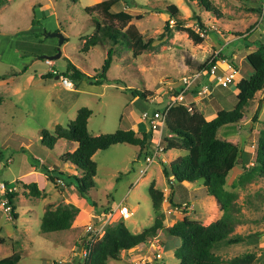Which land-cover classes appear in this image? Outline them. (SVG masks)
Returning <instances> with one entry per match:
<instances>
[{
	"label": "rangeland",
	"instance_id": "374dc122",
	"mask_svg": "<svg viewBox=\"0 0 264 264\" xmlns=\"http://www.w3.org/2000/svg\"><path fill=\"white\" fill-rule=\"evenodd\" d=\"M101 1L104 0H7L0 7V75L18 72L28 66L24 73L14 79L0 80V96L5 98L0 104V181L7 183L8 187L13 186V192H18L15 202L18 214L16 222L4 212L1 205L4 196L0 190V237L6 239L4 244H0V256L19 253L21 260L18 264H52L55 258L63 260L72 254L67 241L52 246L55 240L51 236L61 233L47 234L41 231L43 201L29 197L23 187L25 181L34 178L28 172L35 157L65 172L64 176L55 175L52 180L54 185L50 190V201L54 203H64L61 192L70 191L69 187L64 189L65 185L57 178L61 176L64 181L66 179L75 185L74 176L79 175L71 164L62 162L65 152L62 142H58L53 150L42 145L41 129L53 131L57 121L67 124L70 117L73 119V114L77 116L80 107H88L93 112L88 124L91 134H107L127 128L132 118L141 119L144 109L161 110L172 103L181 78L199 70L218 51L222 57L231 58L237 64L239 80L248 78L253 69L247 61V55L257 47H247L245 36L264 42V0H209L218 9L219 15L206 10L199 0H189L209 29L208 33L201 35L203 40L199 43L186 30L177 29L175 19H171L167 12L168 5H177L179 18L185 20V27L190 26L193 24V9L186 0H119L111 11L124 10L133 14L134 18L127 24L110 20L101 9L94 7ZM138 15H142V18H137ZM33 21L39 24L33 26ZM95 21L112 24L124 31L133 26L146 40L152 41L151 47L138 50L121 40L115 46L114 62L107 73L110 81L104 84L86 81L80 82L78 86L75 84V89L79 87L84 90L80 94L77 90H67L60 76L64 75L69 61L86 74L97 75L111 42L106 41L104 45L84 50L85 42L96 32ZM166 21L170 22V31L164 33ZM45 30L47 33L59 31L65 37L60 47L61 57L51 62L42 56L56 54L59 39L47 36ZM48 73H52L50 78H43ZM129 88L146 93V98L134 95L127 90ZM218 90L235 93L236 83ZM230 97L223 103L213 104L212 112L205 113L207 105L199 108L195 104L194 108L209 116L216 110L233 108L234 99ZM207 101L209 96L202 102ZM263 127L264 89L256 93L244 118L236 124L221 127L218 136L242 147L247 152L246 167H249L255 163L257 138ZM176 152L180 155L184 153L173 151L163 156L170 159L178 155ZM137 157L136 148L128 144L99 150L93 156L97 164L96 188L89 202H96L99 209L107 206V202L113 206L122 202L133 212L136 210L128 220L115 214L109 225L124 221L132 232L137 233L153 224L156 214L148 191L150 180H156L157 188H165L161 218L166 226H172L184 216L205 225L222 217L220 204L217 202L218 206L212 205L214 198L205 193L206 188L201 186V182L204 184L202 180L194 183L190 190L177 185L174 187L175 194L171 195L173 189L163 174L161 159L154 161L144 177L140 178V169L146 168L147 162L145 156ZM166 161L163 162L169 163ZM39 171L42 172V169ZM243 171L240 164L235 166L228 176V188L238 194L232 215L238 222L236 233L244 235L245 240L216 248V253L225 259L245 252L264 255V173L258 172L244 186H238L236 176ZM21 175L24 177L17 180ZM43 175L37 177L40 185L45 186L47 181L51 186V181ZM138 179L141 180L137 182ZM185 185L190 187V184ZM194 191L198 194L195 200ZM190 200L194 201L195 208H191ZM32 208L38 209L39 217L36 216L35 221L27 224L24 220L29 219L28 210ZM96 221L94 218L90 222ZM91 223L81 224L78 238L85 235V229ZM257 233L263 234L253 236ZM76 242L74 244H78ZM179 244V240L169 237L166 232H159L149 240L148 245L130 250V259L124 252L121 260H110L109 263L179 264L174 254ZM77 257H80L78 253L71 262L63 261L75 264ZM256 264H264V259Z\"/></svg>",
	"mask_w": 264,
	"mask_h": 264
},
{
	"label": "trees",
	"instance_id": "16d2710c",
	"mask_svg": "<svg viewBox=\"0 0 264 264\" xmlns=\"http://www.w3.org/2000/svg\"><path fill=\"white\" fill-rule=\"evenodd\" d=\"M7 0H0V7ZM77 2L78 0H73ZM203 7L214 14H220L218 9L209 0H199ZM119 0H104L97 3L94 7L101 9L110 20H119L123 24L129 23L134 15L121 10L113 13L111 9ZM170 18L176 21V28L186 30L190 37L197 43L203 40L200 33L193 28L197 25L202 32L208 33L199 15L192 17L193 24L184 26V19H180L178 14L179 7L175 4L167 6ZM137 18H142L138 15ZM96 22V32L85 42L84 50L88 51L91 47L104 45L106 41L111 42L107 50V57L98 71L97 75L90 76L81 71L75 64L69 61L67 70L63 73L70 77L76 85L86 81L91 84H104L109 82L108 71L114 62L116 54L115 46L121 40L127 41L138 50H145L151 47V40H146L141 32L131 26L124 31L112 24H101ZM38 21H33L32 25H38ZM170 31V22L166 21L164 33ZM47 35V31L45 30ZM48 36V35H47ZM246 46H256L257 49L247 55V61L253 69V73L248 78H241L236 83L238 94L233 108L220 109L215 118L208 120L199 110L181 103L173 104L166 118L165 151L172 149L185 150L186 154L176 158L169 164L161 161L164 176L169 185L174 189L177 185L184 182L196 183L202 180L208 195L213 196L220 204L223 215L218 220L205 225L198 220L184 216L177 220L172 226H166L161 218L162 203L165 199L164 191L156 187L154 181L149 185L148 191L152 201L153 210L156 214L152 225L143 228L141 232H132L130 228L120 221L106 227L103 238L94 246V249L86 259L87 264H109L110 260L119 261L123 253L134 250L137 246L148 245L149 240L158 235L159 232H166L169 237L180 241L175 250V258L179 264H256L264 259V255L257 256L254 252H245L231 259L222 258L216 253V248L223 245H233L245 240V236L236 233L238 226L237 220L233 217L238 194L235 190L228 188L227 179L230 172L238 164L244 168V172L239 177L240 185L244 186L251 181L256 173H264V127L260 130L257 138L256 158L253 166H247V152L237 144L228 140H222L218 136L221 127L240 122L245 115L247 107L251 104L256 93L264 89V42L250 39L245 36ZM222 57L221 53L219 54ZM38 57H41L39 55ZM201 65L199 69L206 67ZM237 66V64H236ZM28 69L25 66L21 71L0 75V80L12 79ZM52 73L43 75V78H50ZM205 82H209L205 79ZM134 95L146 98V93L138 89L129 88ZM196 88L195 91H197ZM180 89H176L174 96L178 95ZM3 97L0 96V103ZM148 110V108L144 109ZM143 110V111H144ZM92 110L88 107H81L76 118L67 125L58 124L53 131L42 129V142L45 146L52 149L58 139H66L70 142H77L78 148L74 152H66L62 155V160L71 162L81 172V176H74L75 185L79 194L90 199L91 191L96 187L95 176L97 164L93 156L99 150H106L118 144H129L140 148L139 156H146L150 150L152 141V131L142 132L140 135L133 129H118L115 132L93 136L88 128L89 118ZM242 162V163H241ZM51 180H54L52 171L45 165L41 166ZM64 176L63 173H60ZM32 197H41L42 190L35 182L23 184ZM183 186V185H182ZM17 192H6L9 202L12 205V216L17 218L15 213L16 206L14 200ZM172 203V202H171ZM91 207H96V203L91 202ZM79 213V208L73 204L50 203L41 219V231L43 233L58 232L67 230ZM257 233L253 236H259ZM5 239L0 237V244L5 243ZM75 264H81L82 258L77 257ZM21 260L19 253H14L8 257H0V264H18ZM68 264V263H64ZM74 264V263H73Z\"/></svg>",
	"mask_w": 264,
	"mask_h": 264
},
{
	"label": "built area",
	"instance_id": "2783aa9c",
	"mask_svg": "<svg viewBox=\"0 0 264 264\" xmlns=\"http://www.w3.org/2000/svg\"><path fill=\"white\" fill-rule=\"evenodd\" d=\"M196 32L204 36L205 32H202L197 25L193 27ZM218 51L206 64V67L196 70L191 74L183 76L180 80V85L177 89H180L178 95L173 97L172 103L165 108L144 110L141 113V118L149 124L152 131V141L150 150L145 156L147 162L146 169L141 171V176L147 172V168L156 160L163 158L165 154V135H166V118L170 107L175 103H181L187 105L192 109L190 103L187 100V94L192 90L198 88L197 97L199 100H203L212 94L215 87L228 88L231 85L239 81V68L236 66L233 59L228 57H220ZM51 62V60H48ZM208 79V83L205 79ZM62 85L68 90H75V82L68 76H60ZM0 190L3 191L4 198L1 201L2 208L5 213L12 216V205L9 202V198L6 192H12L13 189L8 187L7 183L0 181ZM118 214L123 220H128L133 216L130 208L127 205L119 204L118 207L106 211V213L96 216L97 221L91 223L85 229V235L82 238V250H81V264L85 263L86 259L91 255L94 246L103 238L106 232V227L110 224L111 218ZM63 260L54 261L52 264H64Z\"/></svg>",
	"mask_w": 264,
	"mask_h": 264
},
{
	"label": "crops",
	"instance_id": "0c3cea01",
	"mask_svg": "<svg viewBox=\"0 0 264 264\" xmlns=\"http://www.w3.org/2000/svg\"><path fill=\"white\" fill-rule=\"evenodd\" d=\"M17 77V76H16ZM16 77H14V78H16ZM14 78H12V79H14ZM9 80H11V79H9ZM8 80V81H9ZM208 83V82H207ZM78 86V85H77ZM218 88H222V87H215L214 89H213V91H212V94L210 95V96H213V97H211L210 98V96H209V101H207V103L206 102H202V101H204V99L203 100H199L198 99V97H197V91H195L196 89H194V90H192L191 92H189L188 94H187V100H188V102L190 103V105H191V107H195V104H196V106H199V108H202V105H207V108H205V113H206V111H208V112H212V109H213V104H217V103H223L226 99H227V97L229 96L230 97V95H231V97L234 99V101H233V103H234V105H235V103H236V95L238 94V90H236V92L234 93H229V92H219V90H218ZM68 90V89H67ZM75 90H77V92H79L80 94H82L83 92H84V90H81V89H79V87H77V89H75ZM80 90V91H79ZM18 91H19V89H18ZM230 97V98H231ZM208 98V97H207ZM229 99V98H228ZM5 101V98H3V102ZM2 102V103H3ZM2 103H0V104H2ZM81 108V107H80ZM79 108V109H80ZM224 109V108H223ZM219 110H216V112H214V113H212V114H210L209 116H206V118L208 119V120H211V119H213V118H215L216 117V115H217V112H218ZM75 114H73V119H72V117H70L69 119H70V122L71 121H73L75 118H76V116H74ZM89 120H90V118H89ZM70 122H68V123H70ZM67 123V124H68ZM58 124H62V122H59V121H57V122H55V124H54V127L56 126V125H58ZM67 124H62V125H67ZM89 124V123H88ZM89 128V127H88ZM43 129H46V128H43ZM53 129V128H52ZM125 130H127V129H133V130H135L139 135L142 133V132H147V131H149L150 130V127H149V124L148 123H146V121H144L142 118L140 119V120H138V118L136 117V118H132L131 120H130V124H129V126L127 127V128H124ZM42 130V129H41ZM93 136H98V135H100V133H96V134H92ZM42 137V136H41ZM227 138V137H226ZM58 142H62L63 143V146H64V149H65V152L64 153H66V152H74L77 148H78V143L77 142H70V141H68V140H66V139H58V141H57V143ZM231 142V141H230ZM56 143V144H57ZM66 143L67 144H69V145H66ZM44 147H46V148H48L47 146H45L44 144H42ZM129 145V144H128ZM132 146H134V145H132ZM55 147V146H54ZM135 148H136V150H137V156L139 157V152H140V148L138 147V146H134ZM48 149H50V148H48ZM54 148H52V149H50V150H53ZM139 151V152H138ZM173 151H182V152H184L185 154H186V151L185 150H176V149H172V150H169V151H165V154L166 153H173ZM63 153V154H64ZM176 153H178V152H176ZM182 154V155H180L179 153H178V155L176 156V157H173V158H170V159H166V158H164V156H163V158H161V160L160 161H165V160H167L169 163L171 162V161H173V160H175L176 158H178V157H180V156H183V155H185V154ZM96 154V153H95ZM94 154V155H95ZM137 157V158H138ZM166 161V162H167ZM62 162H64V163H69V164H71V166H73L74 168H75V170H77L78 172H79V175H76V176H81L82 175V172L75 166V165H73L71 162H66V161H64V160H62ZM56 163H57V161H56ZM165 163V162H164ZM169 163H166V164H169ZM42 165H45V166H47L51 171H52V175L53 176H55V175H61L60 173H65V172H62V170H60V169H58V168H55L56 167V165H51V164H48V162H46V160L45 161H43L42 159H40V158H38V157H35V160H34V163H33V165H32V167H31V170L28 172V174L29 175H32L34 178H33V180H31V181H25L23 184H29V183H32V182H35V183H37L38 184V187L40 188V190H42V192H43V195L41 196V197H32V196H29L27 193H28V191L29 190H27L26 188H24L25 189V193L29 196V197H31V198H38V199H41L42 201H43V204H42V216H43V214L45 213V211H46V209L44 208V205H46V208H47V205L48 204H50V203H54V201H50V190L52 189V187H53V185H54V183L52 182V180L50 179V177L46 174V173H44V171H42L43 173H44V175H43V173L41 172V171H39V169L41 168V166ZM67 165V164H66ZM151 166V165H150ZM149 166V167H150ZM240 166H242L241 164H240ZM40 167V168H39ZM147 167V166H146ZM148 167V168H149ZM147 168V169H148ZM235 168V167H234ZM144 169H146V168H144ZM144 169H140V178L142 177H144L143 175L141 176V171L142 170H144ZM163 171V170H162ZM244 172V171H243ZM164 174V173H163ZM25 175V174H24ZM42 175L43 176H47L48 177V179L51 181V183H52V185L51 186H49L48 185V183H47V181H45V186H42V185H40V183H39V181H38V179H37V177H39V176H41L42 177ZM65 175V174H64ZM68 176H70V177H72L71 175H68ZM229 176V175H228ZM241 176V173L240 174H238L236 177H237V184H238V186H240V184H239V177ZM24 176L23 175H21V176H19V177H17V180L18 179H20V178H23ZM58 180L57 181H60V182H62L65 186H64V189H67L68 187L70 188V191H64V192H61L62 194H61V196L64 198V203H62V204H73V205H75L76 207H78L79 208V213L77 214V216L75 217V219H74V221H73V223H72V226L69 228V229H67V230H63V231H58V232H49V233H47V234H55V233H61V235H57V236H55V235H52L51 236V239L52 240H55V244H52V246L54 245H61V244H63L64 242H66L67 241V243L71 246V251H72V254L69 256V257H67L66 259H63V260H67V262H69L70 260H72V258H74V256L78 253L79 254V256H81V250H82V242L80 241V240H82V235H81V237L79 236V238L77 237V235H78V232L80 231V226H81V224H87V223H91L90 221H93V219L94 218H96V216L97 215H100V214H103V213H106V211L108 212V211H110L111 209H114V208H116V207H118V206H113V205H110L109 204V202H107V206H102L100 209L99 208H97V203L96 202H94L93 201V203H96V207H91L90 206V203L91 202H89L90 201V199H86V198H84V197H82L80 194H79V192H78V190H77V188H76V185H72V182H68L66 179H65V177H64V179H65V181L61 178V176H59L58 178H57ZM167 179V178H166ZM141 179H138L137 180V182H139ZM153 181H155V183H156V180H153ZM152 181L150 180V183H151ZM149 183V184H150ZM185 183H187V184H190V187H187L186 185H185ZM196 183H198V182H196ZM194 183H190V182H184L182 185L183 186H185L186 188H187V190H190L191 188H192V185H193ZM227 184H229V179H227ZM156 186H157V183H156ZM201 186L202 187H205V185L201 182ZM10 187H13V186H10ZM24 187V186H23ZM47 187V188H46ZM96 188V187H95ZM95 188L91 191V194H90V197L92 196V194H93V191L95 190ZM206 188V187H205ZM163 189H165V188H163ZM162 189V190H163ZM131 191V190H130ZM16 192H17V190H16ZM172 193H171V195H174L175 194V192H174V189L171 191ZM195 192V191H194ZM194 192H192V195L194 194ZM18 193V192H17ZM205 193L207 194V192H206V190H205ZM202 194H204V193H201L200 195H202ZM195 197H194V200H195V198H197L198 197V194L195 192ZM208 195V194H207ZM3 196H4V194H3ZM17 197H18V194H17V196H16V198H15V200H14V205L16 206V204H15V202H16V200H17ZM212 198H214L213 196H211ZM171 200H172V198H171ZM122 202H120L119 204H121ZM109 204V205H108ZM118 204V205H119ZM190 204H191V208H195V203H194V201L193 200H190ZM212 205L214 206V205H216V206H218V203H217V201H216V199L214 198V199H212ZM103 207H105V208H103ZM103 208V209H102ZM136 211V210H135ZM134 211V212H135ZM28 212H30V216H29V219H26V220H24V222H27V224H29L30 222H33V221H35V217L37 216V218L39 217L38 216V214H39V212H38V209H35V208H32V209H29L28 210ZM134 212H133V215H134ZM15 213L17 214V210L15 209ZM42 216H41V219H42ZM12 218V217H11ZM14 219V218H13ZM12 219V220H13ZM14 220H16V222L18 221V214H17V218L16 219H14ZM40 224H41V221H40ZM1 238H3V237H1ZM5 239V238H4ZM6 240V239H5ZM75 241H77L78 242V244H74L75 243ZM6 242V241H5ZM76 242V243H77ZM4 244V243H3ZM142 245H145V244H142ZM53 246V247H54ZM139 246H141V245H139ZM139 246H137V248L139 247ZM137 248L136 249H134V250H137ZM131 251H133V250H131ZM131 251H128V256H129V259L131 258V256H132V253H131ZM13 255V254H12ZM11 256V255H10ZM0 257H2V256H0ZM8 257V256H7ZM3 258V257H2ZM59 260H62V259H59V258H55V261H59ZM69 260V261H68ZM66 262V263H67ZM71 262V261H70ZM110 264V263H109Z\"/></svg>",
	"mask_w": 264,
	"mask_h": 264
},
{
	"label": "water",
	"instance_id": "95a60500",
	"mask_svg": "<svg viewBox=\"0 0 264 264\" xmlns=\"http://www.w3.org/2000/svg\"><path fill=\"white\" fill-rule=\"evenodd\" d=\"M186 1H187V4H188L190 7H192V3H191L189 0H186ZM192 9H193V17H195V16H196V12H195V10H194L193 7H192ZM47 35H48L49 37H56V38H58V39H59V47H58V51H57L56 54L51 55V56L44 55V56H42V58H44V59H48V60H55V59L60 58L61 55H62V52H61V50H60V47H61V46L63 45V43L65 42L64 34H62V33L59 32V31H54V32H49V33H47Z\"/></svg>",
	"mask_w": 264,
	"mask_h": 264
},
{
	"label": "bare ground",
	"instance_id": "6f19581e",
	"mask_svg": "<svg viewBox=\"0 0 264 264\" xmlns=\"http://www.w3.org/2000/svg\"><path fill=\"white\" fill-rule=\"evenodd\" d=\"M131 212H133V211L131 210Z\"/></svg>",
	"mask_w": 264,
	"mask_h": 264
}]
</instances>
